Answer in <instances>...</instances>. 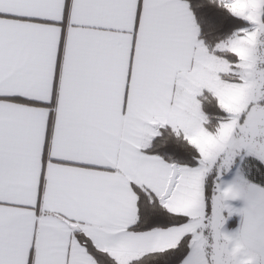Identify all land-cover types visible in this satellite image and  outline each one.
<instances>
[{
  "label": "snow or ice",
  "instance_id": "snow-or-ice-1",
  "mask_svg": "<svg viewBox=\"0 0 264 264\" xmlns=\"http://www.w3.org/2000/svg\"><path fill=\"white\" fill-rule=\"evenodd\" d=\"M0 264H264V0H0Z\"/></svg>",
  "mask_w": 264,
  "mask_h": 264
}]
</instances>
